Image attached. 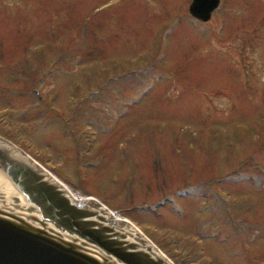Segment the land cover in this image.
Wrapping results in <instances>:
<instances>
[{
    "label": "rangeland",
    "instance_id": "1",
    "mask_svg": "<svg viewBox=\"0 0 264 264\" xmlns=\"http://www.w3.org/2000/svg\"><path fill=\"white\" fill-rule=\"evenodd\" d=\"M190 3L0 0V138L173 264H264V0Z\"/></svg>",
    "mask_w": 264,
    "mask_h": 264
},
{
    "label": "water",
    "instance_id": "2",
    "mask_svg": "<svg viewBox=\"0 0 264 264\" xmlns=\"http://www.w3.org/2000/svg\"><path fill=\"white\" fill-rule=\"evenodd\" d=\"M220 0H191L206 23ZM115 214V213H114ZM0 138V264H173L131 223Z\"/></svg>",
    "mask_w": 264,
    "mask_h": 264
},
{
    "label": "bare ground",
    "instance_id": "3",
    "mask_svg": "<svg viewBox=\"0 0 264 264\" xmlns=\"http://www.w3.org/2000/svg\"><path fill=\"white\" fill-rule=\"evenodd\" d=\"M66 186V185H65ZM67 187V186H66ZM67 189L69 190V192L71 193V195H72V198H73V200H76V201H81V200H83V198L82 197H80V196H78V195H76V194H74L68 187H67ZM99 202V201H98ZM104 206V205H103ZM105 207V206H104ZM112 212V211H111ZM113 213V212H112ZM114 214V213H113ZM115 218H117L116 217V214H114L113 215ZM127 221V220H126ZM134 227V226H133ZM135 228V227H134Z\"/></svg>",
    "mask_w": 264,
    "mask_h": 264
}]
</instances>
